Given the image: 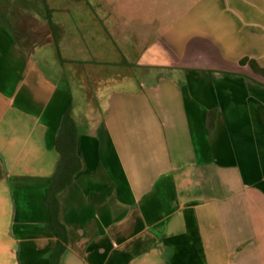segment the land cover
<instances>
[{"label": "crops", "instance_id": "crops-1", "mask_svg": "<svg viewBox=\"0 0 264 264\" xmlns=\"http://www.w3.org/2000/svg\"><path fill=\"white\" fill-rule=\"evenodd\" d=\"M38 2L0 0V264L52 263L70 167L59 264H264V0Z\"/></svg>", "mask_w": 264, "mask_h": 264}, {"label": "trees", "instance_id": "trees-1", "mask_svg": "<svg viewBox=\"0 0 264 264\" xmlns=\"http://www.w3.org/2000/svg\"><path fill=\"white\" fill-rule=\"evenodd\" d=\"M38 3H42L46 11H48V12L51 11V8L49 7L47 0H40V2H38ZM47 19H48L50 27L52 29H54L56 27V25L52 21V18L48 17ZM55 46H56L58 56L61 57L60 56V49L58 47L57 42H55ZM247 62L252 66V68L255 70L256 73L264 76V68L260 67L254 60L243 59L241 61V64H244ZM261 115H262V118L264 119V106L261 107ZM74 136H75L74 122H73L71 116L69 115V112H67V113H65V115L63 117L61 133H60L59 138L57 140L58 141L57 142L58 149L61 152L63 157L71 156L74 154L73 148H72L74 145V143H73L74 142ZM69 160H68V162H69ZM71 164H72V166H74L73 160H72ZM70 168L66 172H63L61 174H56L53 178V181L51 182V184L47 188L46 203H47V206L49 207L50 212H51V221H50L49 226L53 230H55V232L58 234V237L60 239L59 248L55 251V253H53L51 264H59L58 263V257L61 254V252L63 251L64 243L66 242V236H67L66 229H65V226L61 223V221L59 219V203H58V199H57V193L59 190H61L64 186H66L68 184L70 177H71V173H72L71 170L74 169L72 167H70Z\"/></svg>", "mask_w": 264, "mask_h": 264}, {"label": "rangeland", "instance_id": "rangeland-1", "mask_svg": "<svg viewBox=\"0 0 264 264\" xmlns=\"http://www.w3.org/2000/svg\"><path fill=\"white\" fill-rule=\"evenodd\" d=\"M5 2H3V4H4ZM49 4H53V3H51V1H50V3ZM1 5V4H0Z\"/></svg>", "mask_w": 264, "mask_h": 264}]
</instances>
